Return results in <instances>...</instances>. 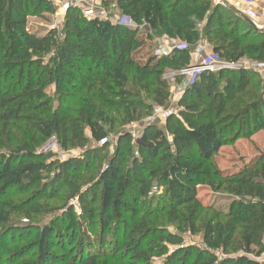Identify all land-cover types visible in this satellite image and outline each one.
I'll use <instances>...</instances> for the list:
<instances>
[{
	"label": "trees",
	"instance_id": "1",
	"mask_svg": "<svg viewBox=\"0 0 264 264\" xmlns=\"http://www.w3.org/2000/svg\"><path fill=\"white\" fill-rule=\"evenodd\" d=\"M104 1H114L136 29L87 21L69 7L59 38L55 29L38 36L28 31L27 20L53 14L48 0H0V200L12 197L11 191L29 193L21 208L12 210L28 217L41 213L40 202L53 200L71 181L85 183L71 195L74 205L65 202L60 215L39 227L34 264H125L126 257L133 259L131 264H151L152 258L161 259L160 264H259L262 252L255 250L264 235V151L255 149L245 161H228L222 150L264 131L260 74L199 75L163 129L148 125L128 150L130 135L120 132V141L126 142L105 168L94 178L83 177L82 171L109 147V133L150 118L153 106L164 108L169 101L165 72L190 64L189 49L174 48L160 58L146 53L149 31L188 48L206 42L227 62L247 58L264 64V30L252 29L232 9L212 0ZM50 87L53 97L47 93ZM68 98L74 108L65 103ZM87 131L100 146L88 148ZM4 136L8 147L1 142ZM51 138L64 152L82 153L60 163L49 177L56 164L38 150ZM154 187L162 190L161 210L142 213L140 204ZM209 194L219 200L217 206L207 201ZM3 205L0 242L7 248L8 229L16 226ZM160 212L178 232L202 233L205 249L181 248V237L158 228ZM76 234L72 256L65 243L52 237ZM167 246L175 250L170 253ZM229 249L242 254L222 260L215 255Z\"/></svg>",
	"mask_w": 264,
	"mask_h": 264
},
{
	"label": "rangeland",
	"instance_id": "2",
	"mask_svg": "<svg viewBox=\"0 0 264 264\" xmlns=\"http://www.w3.org/2000/svg\"><path fill=\"white\" fill-rule=\"evenodd\" d=\"M216 0H212L214 3ZM74 5H78L79 7H85L86 9L95 8V9H101L104 11L107 17V21L109 23H112L114 21L118 22L122 20V14L121 11L116 7L115 2L112 1L111 4H108L109 2H106L104 0H74ZM64 4H66L65 0H60L59 3L56 2V5L53 7V14H45L40 15L36 17H29L27 20V28L30 33H33L34 35L38 36H45L51 30L53 27H57L55 31L57 32V37L59 38V31L62 27V23L65 17V10H64ZM108 4V5H107ZM84 10V9H83ZM81 12V11H80ZM82 14V13H81ZM228 16V15H227ZM229 17V16H228ZM231 18V17H230ZM98 20V19H95ZM104 21V20H100ZM125 27V26H123ZM140 33H143L145 30L142 27L139 28ZM198 29H201V25L198 26ZM148 33V32H147ZM149 34L151 35V42L147 43L146 47V53L153 54L154 56L160 58L162 57V53H171L173 48L182 47L183 43L177 42V40H174L170 38L167 35H162L160 33H152L149 31ZM205 43V42H204ZM185 46V45H184ZM185 49H189L190 51V59H192V55L196 50V47L194 48H188L185 46ZM162 55V56H161ZM169 55V54H168ZM253 61L249 59L243 60L241 62L242 65H245L249 67L252 71H254L255 64ZM255 72V71H254ZM257 73V72H256ZM163 80L166 82V85L168 87L169 92V101L167 102L166 106L163 108L168 111L177 110L178 108V102L180 101L184 91L188 88L189 84L187 83V78L182 77L178 74V71L173 70H167L163 76ZM258 81L256 79H251V83L255 84ZM53 88L50 87L47 91L48 94H50L51 97H53ZM70 100V101H69ZM264 101V100H263ZM57 101L54 99L52 101V105H55ZM65 103L69 107L74 108V103L71 104V99H66ZM146 103L149 104L150 100L146 99ZM156 107L153 106L152 110V116L150 118H146L142 120L141 122H137L134 124L127 125L119 130V132H111L109 133L107 144H109V147L102 150L100 153L99 158L89 167L88 171L85 170L82 171L83 177H92L94 178L95 174H97L98 170L104 169L107 165V162L109 158L112 157L114 151L116 148H119V151H121L122 146L125 144L126 140L125 138L120 141L121 138L118 136L120 135V132L124 134L125 132L129 133V145L125 146L128 150L131 145L134 146L136 144V138L141 137L143 134L144 129L149 125L156 127L158 129H163L165 126V120L164 114L156 113ZM167 111V112H168ZM18 126V124H16ZM22 125V123H21ZM20 126V124H19ZM18 126V131H20V127ZM21 132V131H20ZM86 136L88 138V148L98 147L100 145L94 144L91 141V137L89 132L87 131ZM133 135V136H131ZM18 138V135L16 136ZM119 138V139H118ZM6 137L4 136L1 138V142L4 146H10V143L6 141ZM132 148V147H131ZM130 148V149H131ZM255 149H258L259 151H264V131H260L259 133H256L251 137L250 140H238L236 144L232 147H225L223 148L224 156L223 158L228 161H245L247 158H251L253 154L255 153ZM6 151V150H3ZM38 151H43L47 154L51 155L50 161L54 162L55 168H53L47 175L50 177L53 175L52 171L57 169V166L60 163L71 161L72 157H75L79 154H81V149H72L68 152H64L60 150L56 140L54 138H51L45 142H43L42 146L39 148ZM226 164H222L221 166H225ZM228 167V165L226 166ZM85 183L82 182V180L79 181H71L69 185L62 188L57 196L53 199H47L42 200L40 202L41 205H43L39 211L41 213L34 214L30 213L28 217L24 216V214H18L13 213V209H19L23 205L22 203L26 201L29 198V193L18 195L17 192L11 191L10 194H12V197H7L6 199L0 200V203H4V207L10 211L11 213V220L12 225L16 226V229L9 228V238H8V246L5 248L2 243L0 242V263L1 264H34V261L36 260V250L34 248V242L37 236L40 233V228L44 225H48L53 221L54 215H60L59 211L60 208L65 202L70 205H74L73 203L76 202L74 199L73 201L70 199L71 195L76 192V190H82V186H84ZM207 195V194H206ZM213 195H208L207 201L212 203L213 205H218L219 200H213ZM162 190L153 188L150 193V198L146 200V203L144 205L140 204V208L143 211L142 213H145V211H156L161 210V207H159L160 203L162 202ZM216 202V203H215ZM223 203V202H222ZM226 207V203L222 204ZM145 206V207H143ZM76 208V207H75ZM47 210H52V214L48 215L46 212ZM164 211V210H163ZM211 218V215H209ZM61 217V216H60ZM157 217V216H156ZM158 228L164 227V230L168 232L169 234H175L181 237L182 244L181 248L193 246L205 249V245L202 243L201 237L202 233H199L197 235H190L189 233H183L178 232L176 230L175 223L171 221V224L169 222L168 216L161 215V212L158 216ZM153 218V217H152ZM162 220V221H161ZM163 222V223H161ZM156 223V222H155ZM57 227L66 229V225L63 223L57 222ZM163 225V226H162ZM97 228L94 229L93 236H96L95 233H97ZM121 235V234H120ZM57 242H63L65 243V248L67 249L69 255H74L76 248L75 244L78 240V235L73 238L66 236V235H53ZM109 239H112V234L108 236ZM109 241V240H108ZM148 242L144 241L143 245L147 244ZM260 247H257L255 251H261L262 254L257 260L260 262V264H264V235L260 242ZM111 244V242H110ZM152 244V243H151ZM2 247V248H1ZM59 248V247H58ZM110 246L107 244L105 251L109 250ZM166 249L171 253L175 250V247L167 246ZM55 253H60L58 249L54 250ZM242 252H233L231 249H229L227 254H222L220 251L215 252V255L219 259L227 258V257H235L238 255H241ZM251 258H254V255H249ZM133 262V259L126 257L125 264H131ZM162 262L161 259L158 258H152L151 264H160Z\"/></svg>",
	"mask_w": 264,
	"mask_h": 264
},
{
	"label": "built area",
	"instance_id": "3",
	"mask_svg": "<svg viewBox=\"0 0 264 264\" xmlns=\"http://www.w3.org/2000/svg\"><path fill=\"white\" fill-rule=\"evenodd\" d=\"M49 3L54 6L56 5V2L59 3L60 0H48ZM66 4H64V10L66 12L67 8L72 7L76 8L81 11L83 17L87 21H92L95 19L104 20L107 21L106 14L104 13L103 10L101 9H95V8H90L86 9L85 7H79L78 5H74V0H65ZM259 0H243L244 4L253 6L258 3ZM224 2H227L229 4V0H216V3H219L222 5ZM54 4V5H53ZM84 9V10H83ZM245 18L250 20V22L254 25V27L258 30H264V4L258 9L257 12H251L248 11L243 14ZM112 24L119 25V26H125L126 28L130 29H136V26L134 23L126 16L122 15V20L121 21H114ZM57 27H53L52 29H56ZM174 49V48H173ZM176 49L178 50H184L185 46L184 44L182 47H177ZM169 53H162V57L167 56ZM261 67H264V64L260 65ZM241 66L239 63H231L224 61L220 59V57L213 53L210 52L209 54H206L205 51L203 50L202 46H197L195 52L192 55L191 63L189 64L188 67L179 70L178 74L182 77L187 78V83L190 85L199 75L203 73H217L220 71H238L240 70ZM156 113H162L164 114V118H167L169 115H177V110L173 111H168L163 108H156ZM168 111V112H167ZM133 136V135H131ZM138 139L135 137V140ZM260 264V262L258 261Z\"/></svg>",
	"mask_w": 264,
	"mask_h": 264
},
{
	"label": "crops",
	"instance_id": "4",
	"mask_svg": "<svg viewBox=\"0 0 264 264\" xmlns=\"http://www.w3.org/2000/svg\"><path fill=\"white\" fill-rule=\"evenodd\" d=\"M214 4H216V1L214 2ZM264 4V0H259L257 4L253 5V6H249L244 4L243 0H229V6L232 7L233 9H235L236 11H238L240 13V15L243 16L244 13L251 11V12H257L258 9ZM245 17V16H243ZM197 46H202L203 50L205 51L206 54H209L210 52H212V48L210 45H208L206 42H198ZM246 58L240 60L239 63L241 68L240 70H247L250 71L251 69H249V67L242 65L241 62H243V60H245ZM190 63H191V59H190ZM255 64L254 66V71L257 72L258 74L261 75V77H263L264 75V67H261L260 65H262L261 63H252ZM252 71V70H251ZM253 71V72H254ZM264 100V97H263Z\"/></svg>",
	"mask_w": 264,
	"mask_h": 264
},
{
	"label": "water",
	"instance_id": "5",
	"mask_svg": "<svg viewBox=\"0 0 264 264\" xmlns=\"http://www.w3.org/2000/svg\"><path fill=\"white\" fill-rule=\"evenodd\" d=\"M215 5H220L219 3H216ZM221 6H225L227 8L232 9V11L236 14V15H240V13L238 11H236L235 9H233L232 7L229 6V4L227 2H224ZM241 17H243L242 15H240ZM244 21L247 22V24L254 30L256 31H261L258 30L254 27V25L250 22V20H248L247 18L243 17ZM261 97H264V75H263V82H262V92H261ZM262 105L264 106V101H262Z\"/></svg>",
	"mask_w": 264,
	"mask_h": 264
}]
</instances>
